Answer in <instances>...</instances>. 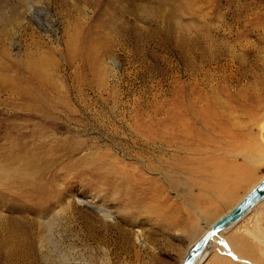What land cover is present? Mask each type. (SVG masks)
<instances>
[{
    "label": "rangeland",
    "instance_id": "rangeland-1",
    "mask_svg": "<svg viewBox=\"0 0 264 264\" xmlns=\"http://www.w3.org/2000/svg\"><path fill=\"white\" fill-rule=\"evenodd\" d=\"M1 17L0 264H181L264 180V0H0ZM210 248L198 264H264V199Z\"/></svg>",
    "mask_w": 264,
    "mask_h": 264
},
{
    "label": "water",
    "instance_id": "water-1",
    "mask_svg": "<svg viewBox=\"0 0 264 264\" xmlns=\"http://www.w3.org/2000/svg\"><path fill=\"white\" fill-rule=\"evenodd\" d=\"M264 199V180L258 183L227 214L220 217L188 250L181 264H194L208 243L219 232L233 225Z\"/></svg>",
    "mask_w": 264,
    "mask_h": 264
},
{
    "label": "bare ground",
    "instance_id": "bare-ground-1",
    "mask_svg": "<svg viewBox=\"0 0 264 264\" xmlns=\"http://www.w3.org/2000/svg\"><path fill=\"white\" fill-rule=\"evenodd\" d=\"M4 19L1 17L0 18V23L2 24H4L5 25V28H6V26H7V24H8V21H3ZM11 22L13 23V22H17V19H15L14 21L13 20H11ZM3 29V28H2ZM15 31V29H13V32ZM0 34L2 35V34H5L6 33V30L5 29H3V30H0ZM145 141V140H144ZM160 142V141H159ZM141 145V144H140ZM154 145V144H153ZM83 147V143H77V142H68V143H66V151H68L69 153H77L78 151H79V149H81ZM62 148H63V150H65V147L64 146H62ZM51 151V149H49V150H46V153H48V152H50ZM39 153V152H38ZM44 153H45V151H44ZM67 153V152H66ZM43 154V153H42ZM41 154H38V155H33L31 158H32V160H33V162L37 159V158H39V157H41L40 156ZM44 155V154H43ZM45 155H47V154H45ZM44 155V156H45ZM51 155V154H50ZM128 155V154H127ZM125 156V155H124ZM46 157V156H45ZM48 157V156H47ZM117 157V161H119V162H121V160L119 159V157L118 156H116ZM43 159V158H42ZM115 158H113L112 160H114ZM46 160V159H45ZM37 161H38V159H37ZM58 161V160H57ZM85 161V160H84ZM87 161V160H86ZM116 161V162H117ZM46 162V161H45ZM48 162V161H47ZM89 163H90V161H89ZM90 165V164H89ZM93 168V167H92ZM101 169V168H100ZM146 169L148 170V172H149V170H150V167L148 166V167H146ZM1 170H2V168L0 169V172H1ZM141 174V173H140ZM85 175V174H84ZM5 176L6 177H11L10 176V173L8 174V173H5ZM13 177V176H12ZM11 177V178H12ZM10 178V179H11ZM75 178H77V177H75ZM75 178H72L71 180H67V182L71 185L72 183H74V181H75ZM13 179V178H12ZM70 179V178H69ZM95 179H99V182L100 183H102L103 185L104 184H106L107 182H105V179L100 175V174H98V176L97 177H95ZM144 181L143 182H149V180L146 178V176L144 175V179H143ZM97 181V180H96ZM95 181V182H96ZM109 182V181H108ZM77 183V182H76ZM68 184V185H69ZM94 185H96V184H94ZM72 186V185H71ZM104 190V189H103ZM261 202V201H260ZM259 202V203H260ZM258 203V204H259ZM257 204V205H258ZM256 205V206H257ZM256 206H254L248 213H250ZM247 213V214H248ZM246 214V215H247ZM246 215H244L239 221H241ZM239 221H237L236 223H234L233 225H231V226H229L228 228H226V229H224L223 231H221V232H219L218 234H216L214 237H212V239L210 240V242L208 243V245H207V247L204 249V251L202 252V254L199 256V257H197V259L195 260V262H194V264H198L199 263V261H203L204 259H205V255L207 256V253L211 250V244L213 243V241L215 240V238L216 237H218L221 233H223V232H225L227 229H229L230 227H232V226H234V225H236ZM211 228V227H210ZM210 228L208 229V230H210ZM207 230V231H208ZM223 247L230 253V255H232L233 257H235V259H237V260H239V261H241V259H239V257L235 254V253H233V251H231V248H230V246L227 244V243H223ZM204 257V258H203ZM241 262H243V261H241Z\"/></svg>",
    "mask_w": 264,
    "mask_h": 264
}]
</instances>
